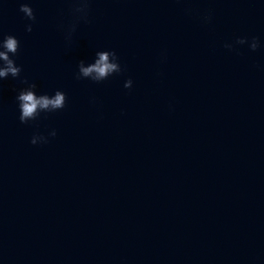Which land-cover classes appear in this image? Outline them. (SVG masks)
I'll return each mask as SVG.
<instances>
[{
    "label": "water",
    "instance_id": "water-1",
    "mask_svg": "<svg viewBox=\"0 0 264 264\" xmlns=\"http://www.w3.org/2000/svg\"><path fill=\"white\" fill-rule=\"evenodd\" d=\"M19 2L0 8V33L68 104L34 146L18 82H0V264H264V49L223 47L264 39V0H92L71 48L67 0H32L31 33ZM99 47L125 75L75 80Z\"/></svg>",
    "mask_w": 264,
    "mask_h": 264
},
{
    "label": "clouds",
    "instance_id": "clouds-1",
    "mask_svg": "<svg viewBox=\"0 0 264 264\" xmlns=\"http://www.w3.org/2000/svg\"><path fill=\"white\" fill-rule=\"evenodd\" d=\"M70 18L61 20L57 28L62 33L66 48H71L74 37L81 24H90V11L92 0H67ZM5 6V0H0V8ZM19 12L28 21L25 31L31 33L33 25L37 22L36 11L32 0L19 2ZM199 20L203 25L212 23L211 12L200 15ZM223 47L229 51L240 54L242 48L251 52L264 49V39L260 36L237 35L233 39L225 41ZM21 50V40L13 33H0V82L11 79L18 82L14 89V101L18 110V119L21 124L33 127L30 143L34 146H42L51 142L57 136V130L51 128L46 133L41 132L40 124L52 114L64 110L68 104L67 93L60 88L51 92L42 91L38 84L23 75V65L18 63ZM162 60L165 58L161 54ZM127 72V66L120 55L113 48L99 47L95 49L91 60L81 59L77 62L74 78L77 81H89L93 84H102L115 77H122ZM134 80L128 76L123 81V88L131 90ZM95 103V98L91 100Z\"/></svg>",
    "mask_w": 264,
    "mask_h": 264
}]
</instances>
